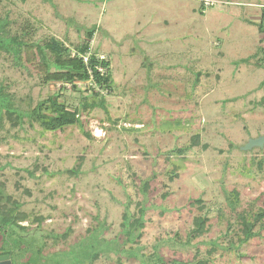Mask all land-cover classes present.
<instances>
[{"label":"rangeland","instance_id":"1","mask_svg":"<svg viewBox=\"0 0 264 264\" xmlns=\"http://www.w3.org/2000/svg\"><path fill=\"white\" fill-rule=\"evenodd\" d=\"M212 1L203 12L202 0H0L7 31L26 26L36 39L57 36L72 47L89 41L112 72L111 87L88 80L76 90L27 75L0 52V86L25 111L50 107L53 98L72 108L89 104L81 124L57 131L28 115L21 123L0 117V191L20 203L29 216L20 224L46 249L67 248L39 253L41 242L27 235L38 257L25 264H57V257L84 264L99 240L85 238L90 230L104 223L103 237L112 239L127 206L137 212L146 201L144 234L126 245L139 246L144 258L158 250L164 264H264V217L260 233L240 243L238 214L264 210V145L251 142L264 135V0ZM152 176L145 199L142 184ZM199 215H207V230L188 242ZM68 228L66 238L50 235ZM75 246L77 256L69 252ZM85 263L141 264L116 251Z\"/></svg>","mask_w":264,"mask_h":264},{"label":"trees","instance_id":"2","mask_svg":"<svg viewBox=\"0 0 264 264\" xmlns=\"http://www.w3.org/2000/svg\"><path fill=\"white\" fill-rule=\"evenodd\" d=\"M5 22L4 20H0V52L6 51L7 54L11 55L15 66L27 75L31 77L45 75L51 83H57L59 81L71 83L73 89L76 90L81 89L80 86H78L79 83L88 80H91L102 88L111 87L112 72L110 70V61L107 59H100L98 52L92 50L89 41H82L72 47L57 36H45L36 39L34 37V28L25 26L21 32L11 33L9 30L7 31ZM260 29L264 31V23L260 24ZM94 33V29L87 31L90 39L93 38ZM89 53H91L90 59L88 64H86L84 57ZM245 60L248 61L247 58ZM100 65L107 68L105 74L99 71L98 66ZM90 68L92 69L93 76L89 72ZM91 86L93 85L89 84L85 86L84 89L90 90ZM86 101L82 103V108H72L66 103H59L58 100L53 98L50 107H46L44 102H40L36 107L25 111V109L16 103L14 95L10 92H6L4 86H0V117L2 118L3 114H6L14 123H21L23 117L28 115L32 122H39L46 131L63 130L69 125L81 124L80 113L83 109H88L89 107ZM96 103L97 102H95V104ZM87 135L90 136V133L87 132ZM198 138L199 135L196 136L195 143L198 142ZM182 150L183 148H180L178 151ZM71 171L74 172L75 170L72 168ZM153 178L154 176L143 181L141 191L145 199L148 198L152 191L151 181ZM4 198L8 200V203L9 201L12 202L14 206L9 207L7 203L2 204V199ZM238 199L239 192L233 190L230 193V201L235 212H238ZM146 202L140 203L141 209L137 212H131L129 205L127 206V210L124 212L123 216L122 230L110 240L103 237V233L106 230L104 223L100 224L97 228L91 229L89 235L85 238L95 234L99 237V240L98 238L95 240L96 244L93 246L92 251L90 250L89 253L84 254L85 262H93L103 252L116 251L128 257L138 258L141 264H164L166 261L158 250H156L148 260L140 253L139 246L136 248L133 246H126L128 243H139L144 234L143 230L146 225V210L148 207ZM19 207V202L13 200L11 196H4L2 193L0 196V255L10 254L13 264H25L36 260L38 255L34 256V254L31 253L35 248L32 242L35 243L36 239L41 242V245L37 247L39 253L44 252L46 254L50 251L49 255L54 254V256H57L61 254L63 250H67L65 247H60L59 249H46V240L41 235L40 237H36L37 235L35 234L37 233H33L34 229L20 224L21 221L28 220L29 216L26 213H21ZM238 214L241 219L240 229L244 234L243 237H239V241L243 243L260 233V230H255V228L259 224V221L263 219L264 210L260 209V212L253 218L246 216L244 212H239ZM35 221L39 223L37 226L41 227V222L44 221V217H37ZM207 222V215H199L194 218L192 227L188 232V242L193 238L201 237L206 232ZM262 227H264V225ZM70 230L71 228H68L62 234L50 233V235L54 236V238H66ZM27 235H34L36 239H32L31 236L27 237ZM26 241L29 242L26 243ZM97 241L99 242L97 243ZM75 250L76 246L72 247L69 252L76 254V256L77 254L79 255ZM44 253L42 256H45ZM208 253L212 255V253ZM57 260V264L62 263L61 259H58V257ZM85 262L84 264H86ZM207 262L208 260L200 258L196 260L193 259L192 262L183 261L181 259H172L170 261L171 264H207Z\"/></svg>","mask_w":264,"mask_h":264},{"label":"built area","instance_id":"3","mask_svg":"<svg viewBox=\"0 0 264 264\" xmlns=\"http://www.w3.org/2000/svg\"><path fill=\"white\" fill-rule=\"evenodd\" d=\"M213 4H214V1H212V0H202L203 12H205L206 9H207L209 6L213 5ZM90 55H91V53L87 54V55L84 57V60H85L86 64H88V62H89ZM99 57H100V56H99ZM100 59H105V58H101V57H100ZM88 66H89V65H88ZM98 69H99V71H100L102 74H105V73L107 72V68H106L105 66L100 65V66H98ZM89 72H90L91 75L93 76V72H92V69H91V68L89 69ZM90 81H91V80H90Z\"/></svg>","mask_w":264,"mask_h":264},{"label":"water","instance_id":"4","mask_svg":"<svg viewBox=\"0 0 264 264\" xmlns=\"http://www.w3.org/2000/svg\"><path fill=\"white\" fill-rule=\"evenodd\" d=\"M252 144L264 145V135L251 141ZM0 264H13L10 254L0 255Z\"/></svg>","mask_w":264,"mask_h":264}]
</instances>
